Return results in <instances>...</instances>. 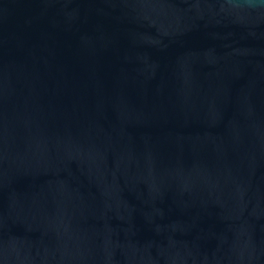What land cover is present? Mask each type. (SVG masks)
<instances>
[{
  "label": "water",
  "instance_id": "95a60500",
  "mask_svg": "<svg viewBox=\"0 0 264 264\" xmlns=\"http://www.w3.org/2000/svg\"><path fill=\"white\" fill-rule=\"evenodd\" d=\"M0 264H264V0H0Z\"/></svg>",
  "mask_w": 264,
  "mask_h": 264
}]
</instances>
